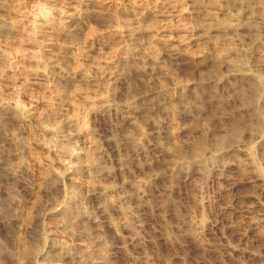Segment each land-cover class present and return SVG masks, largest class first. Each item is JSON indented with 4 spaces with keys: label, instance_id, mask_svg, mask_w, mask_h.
<instances>
[{
    "label": "rangeland",
    "instance_id": "374dc122",
    "mask_svg": "<svg viewBox=\"0 0 264 264\" xmlns=\"http://www.w3.org/2000/svg\"><path fill=\"white\" fill-rule=\"evenodd\" d=\"M0 102V264H264V0H0Z\"/></svg>",
    "mask_w": 264,
    "mask_h": 264
},
{
    "label": "bare ground",
    "instance_id": "6f19581e",
    "mask_svg": "<svg viewBox=\"0 0 264 264\" xmlns=\"http://www.w3.org/2000/svg\"><path fill=\"white\" fill-rule=\"evenodd\" d=\"M38 10V9H37ZM78 14L76 12V10L72 11V12H69L66 14V16L60 20L57 21H53L52 20V16L51 14L48 12V11H45V10H38L37 13H35L33 16H32V19H31V26H30V30L27 32L28 35H32V34H35L36 31H38L40 29V27H44V26H47L49 24H54V23H57V25H62V24H65V18L69 19L68 21L69 22H76L78 20ZM38 21H40V23H38ZM34 58V56H32ZM36 59V58H35ZM50 107V106H49ZM1 108H4V104L2 102H0V109ZM9 109V107L7 108ZM15 110V113L19 112V107L17 106V104L14 106L13 108ZM12 110V111H14ZM7 113V111H6ZM14 112H12V115L14 114V116L16 117V114ZM10 115V113L8 112V116L9 118L12 116ZM14 116H12L14 118ZM11 117V118H12ZM76 118V117H75ZM19 119V118H18ZM70 122V121H69ZM75 122V120H74ZM3 123V122H2ZM73 123V122H72ZM3 126V125H2ZM62 127L60 125H57L55 129H53L54 131L56 132H59L60 129ZM3 129V128H1ZM12 175H14L15 173H11Z\"/></svg>",
    "mask_w": 264,
    "mask_h": 264
}]
</instances>
